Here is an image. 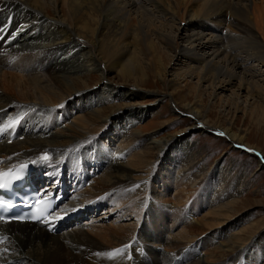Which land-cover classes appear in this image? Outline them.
Segmentation results:
<instances>
[{"label": "bare ground", "instance_id": "6f19581e", "mask_svg": "<svg viewBox=\"0 0 264 264\" xmlns=\"http://www.w3.org/2000/svg\"><path fill=\"white\" fill-rule=\"evenodd\" d=\"M263 25L256 0H0V171L33 161L36 183L63 196L51 222H0V264H264V247L235 241L233 222L219 216L242 178L220 163L201 175L195 145L186 139L174 144L177 138L132 132L144 115L134 104L102 113L117 96H146L152 77L167 89L155 97H168L192 117L184 135L195 129L223 133L233 147L261 155L246 142L248 129L235 127L234 116L211 123L202 86H210L213 99L218 91L233 90L238 99L245 93L253 113L264 116ZM167 53L176 60L175 72L167 69ZM112 72L122 81L113 83ZM91 74L102 81L101 91L70 109L90 96L76 86ZM181 77L198 79L194 99L191 88H180ZM124 110L133 116L108 125ZM97 125H104L100 133ZM114 137L121 138L115 146ZM142 147L179 166V189L163 210L145 203L148 192L159 191L153 189L156 162L135 152ZM208 179L211 185L193 200ZM213 187L219 189L210 202L200 204ZM204 206L219 216L214 229L207 223L211 231L202 228L209 218L199 216ZM79 209L82 214L72 218ZM60 215L54 230L59 219L52 217Z\"/></svg>", "mask_w": 264, "mask_h": 264}, {"label": "rangeland", "instance_id": "374dc122", "mask_svg": "<svg viewBox=\"0 0 264 264\" xmlns=\"http://www.w3.org/2000/svg\"><path fill=\"white\" fill-rule=\"evenodd\" d=\"M256 3H258L264 9V0H256ZM259 30L261 31V29ZM262 31L264 33V25ZM167 51L169 53V50ZM167 54L166 57L168 58H166L165 61L167 69L168 71L173 70L175 72V69H177V67L175 66L176 60L175 58H172L173 56L170 57V54H168V56ZM117 75L118 74L114 72L109 75L113 83L122 81V78ZM99 79L100 78L96 77V75L91 74L89 80L86 81L88 83H85V81L78 83L76 88H88V93L90 94V96H86L87 98L82 97V100L79 101L74 100L73 103L70 104V109L76 107V104H86V102L90 101V99L92 98L91 96H94L99 91H101L102 81ZM197 81V78L193 79L191 77L186 78V80L182 77L181 79H179L180 88H182V90L191 88L189 90V99H194L193 97H195L196 85L198 83ZM144 87L146 88V96H138L134 98H124L123 96H117L109 104L106 103V105L104 106V110L102 111L104 116L110 115L111 111L117 109L121 105H125L127 103L134 104L132 107L136 109V112L141 113V111L143 110L144 115L140 116L138 119L136 118L135 124L131 128L132 132L134 131L140 132V134L143 135H151L152 138H160V140L162 141L174 140L177 138L174 144H177L178 139H186L189 142L194 143L195 145V161L199 162L198 169L200 170L201 175L205 174V172L207 173L208 171L213 169L216 164L220 163L223 168L226 167L229 169V171H231V176H239L240 179L242 178L241 181H243L242 183H244V187L242 189H237V186L239 185V183H241V181L234 184V188L231 189L232 196H229L225 200L226 204H229V201L231 202L228 206H226L229 207V209L228 211H223L221 213V208H219V213L222 214L219 216H222L221 218L224 219V216H228V221H231V223L233 222L232 224H234L235 226L233 232L236 235V239H234L235 241H237L238 243H251L250 245H254L255 247H264V116L260 115L259 113H253L250 105V102L252 104V101L247 98V95L245 93H241L242 96L238 99L233 94V90L218 91V96L220 97V99H218V96L213 99V95L211 96L212 89L209 88L210 86H208V84H203V101L205 105L207 104L208 106H210L209 119L211 120V123L216 124L220 121L224 123L228 120H231L234 116L233 121L235 120V127L248 129L246 142L248 144H251L252 146H255V149L262 152L261 155H258L257 151L256 154H254L251 151L248 152L246 149H243L239 146L233 147L226 137L218 133L209 132L208 134H202L195 129L189 135H184L185 129L191 124V122H193L192 117H190L186 113H181L180 108L173 105L168 97H164L162 99H158L155 97L154 94L156 91L161 93L167 92V89L164 86L163 82H161V80H155L154 78L150 77L149 83H146ZM233 101L237 102L235 103ZM236 104H240V107L237 110L236 108H234ZM127 110H129V108H127ZM127 110H124L123 114H121V117L113 118L112 120H110L108 125H119L126 119L124 117L125 115H127L128 117L133 116V114L131 112L129 113ZM135 117H138L137 113L135 114ZM103 126L97 125L94 132L100 133ZM120 139L121 138L119 137H114V146L118 145ZM170 143L171 141L168 142L164 148H167ZM135 152H142V155H146V160L150 164L156 162L154 172H157V174L153 176V189L158 190L159 192L155 193V191H151V195L148 192L145 198V203H153L159 209L161 208L160 210H163L165 207V203L167 204L166 199L171 198L174 195L175 191L179 189V186L176 184L175 180L176 174L179 170V166L172 164V162L170 163V161L164 162L166 159L169 160V158H166L165 154L161 157L158 156L156 150L147 152L146 149L142 147L137 148V150L135 149ZM169 169L170 171H168ZM210 181L211 179L201 182L202 186L200 188L198 187L193 200L203 192L204 188H206L208 185H211ZM218 189L219 187H213L212 191H206V198L201 197L198 202H200V204H203L204 202H210L209 200L212 198L211 195ZM232 198L235 199L231 201ZM193 200L188 202L184 211L189 209ZM226 204H224V206ZM208 208L209 207L204 206L198 210L199 216H203L204 213H208L209 215V218L203 225L205 227H202L205 231L206 229H208V225H212L210 228L214 229L213 226H215L217 223L216 218L219 217L212 215L214 208ZM102 212L103 210H99L98 212H96V217H98ZM224 213L227 215H224ZM210 215L213 217H210ZM192 218V215L187 216V219L190 221L193 220ZM83 220L85 221L89 219L84 218ZM111 221V218H107L105 219V224L110 225ZM202 228L194 227L193 229L195 231H199ZM240 231L242 232V234ZM160 252H162L161 249ZM199 255L203 256V252H200ZM149 256L152 258V255L149 254Z\"/></svg>", "mask_w": 264, "mask_h": 264}, {"label": "snow or ice", "instance_id": "6c2138e0", "mask_svg": "<svg viewBox=\"0 0 264 264\" xmlns=\"http://www.w3.org/2000/svg\"><path fill=\"white\" fill-rule=\"evenodd\" d=\"M4 29L0 28V31H3ZM22 30V29H21ZM220 135H223V133H220ZM44 160H47L48 157L45 154L43 157ZM24 166H21V169H23ZM20 179V176L13 173L12 169H9L7 172L0 171V188L8 187L13 181ZM62 217H52V219H60Z\"/></svg>", "mask_w": 264, "mask_h": 264}]
</instances>
